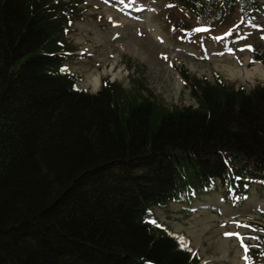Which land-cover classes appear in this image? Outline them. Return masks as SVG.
I'll use <instances>...</instances> for the list:
<instances>
[{"label":"trees","instance_id":"trees-1","mask_svg":"<svg viewBox=\"0 0 264 264\" xmlns=\"http://www.w3.org/2000/svg\"><path fill=\"white\" fill-rule=\"evenodd\" d=\"M169 2L190 21L168 26L202 42L262 11L259 0ZM76 7L0 0V264H199L154 209L219 189L238 208L264 189V83L180 70L196 106L173 109L139 81L131 94L105 78L92 94L67 65ZM258 228L250 264H264Z\"/></svg>","mask_w":264,"mask_h":264},{"label":"rangeland","instance_id":"rangeland-1","mask_svg":"<svg viewBox=\"0 0 264 264\" xmlns=\"http://www.w3.org/2000/svg\"><path fill=\"white\" fill-rule=\"evenodd\" d=\"M62 1L77 6L79 18L67 36L76 56L67 65L82 77L80 86L92 94L105 78L131 94L137 93L139 81L143 96L173 109L196 106L180 70L210 83L217 75L247 90L264 83V77L257 75L246 78L256 65L264 69V0L255 21L239 18L204 42L183 37V31L168 26V22L190 21L169 0ZM231 74L241 78H229ZM97 75L100 84L93 89L91 78ZM220 190L189 205L172 203L156 208L154 216L190 242L199 264H250L253 255L249 244H255L258 226L264 228V189L252 186L238 208L227 203ZM225 233H237L239 238Z\"/></svg>","mask_w":264,"mask_h":264},{"label":"bare ground","instance_id":"bare-ground-1","mask_svg":"<svg viewBox=\"0 0 264 264\" xmlns=\"http://www.w3.org/2000/svg\"><path fill=\"white\" fill-rule=\"evenodd\" d=\"M261 1V0H260ZM110 2L111 3H115V1L114 0H110ZM263 3V2H262ZM255 75H257V76H259V77H264V69L262 68V67H260L259 65L257 66L256 65V67H255V69H253V72H252V74L251 73H247L246 74V78H248V79H252ZM230 77L229 78H241V76L240 75H238V76H236L235 74H231V75H229ZM245 78V79H246ZM90 84L92 85V87H93V89H96L98 86H99V84H100V77L97 75V76H94V77H92L91 78V82H90Z\"/></svg>","mask_w":264,"mask_h":264},{"label":"snow or ice","instance_id":"snow-or-ice-1","mask_svg":"<svg viewBox=\"0 0 264 264\" xmlns=\"http://www.w3.org/2000/svg\"><path fill=\"white\" fill-rule=\"evenodd\" d=\"M205 29H200V28H198V29H194V31H204ZM262 38H264V37H262ZM225 235L226 236H232V235H235V236H237V238H239V234H237V233H225ZM241 246L242 247H244V245L243 244H241ZM245 252H247V248L245 247Z\"/></svg>","mask_w":264,"mask_h":264}]
</instances>
